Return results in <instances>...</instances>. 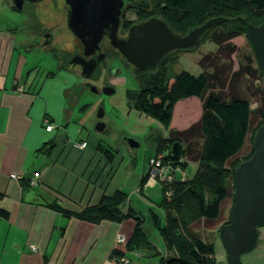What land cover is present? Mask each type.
<instances>
[{
  "label": "crops",
  "instance_id": "1",
  "mask_svg": "<svg viewBox=\"0 0 264 264\" xmlns=\"http://www.w3.org/2000/svg\"><path fill=\"white\" fill-rule=\"evenodd\" d=\"M0 1L14 13L10 0ZM37 74L35 63L20 49L15 30L0 29V264H124L117 257L119 251L129 264H163L161 237L151 213L161 227L166 214L159 206V197L163 198L159 184L147 180L141 185L148 164L135 168L131 154L135 148L129 146L124 155L88 131L87 113L81 123L73 121L78 107L68 108L64 94L69 89L52 101ZM46 118L55 126L52 132L44 127ZM12 174L22 179L14 180ZM118 192L127 195L120 210L126 214L131 209L145 220L152 249L126 251L134 219L93 223L52 207L80 214ZM119 236L127 243L120 244ZM170 253L169 258L177 257L175 251Z\"/></svg>",
  "mask_w": 264,
  "mask_h": 264
},
{
  "label": "trees",
  "instance_id": "2",
  "mask_svg": "<svg viewBox=\"0 0 264 264\" xmlns=\"http://www.w3.org/2000/svg\"><path fill=\"white\" fill-rule=\"evenodd\" d=\"M136 1L142 2L146 7L139 12L141 20L162 19L181 36L187 35L191 30L203 26L212 19L228 20L211 27L199 43L200 45L205 40H212L219 46L217 53L206 56L201 62L204 70L202 75L194 77L183 72L177 75L174 83L169 86L167 68L177 61L173 53L178 51H174L155 71H140L134 68L139 90L127 92L130 106L140 114L156 120L165 130L171 128L175 110L179 104L202 101L203 114L198 127L200 142L196 144L194 142L196 139L194 133L197 130L194 127L189 131L191 136L187 138L186 146L182 140L184 135L180 132L172 134L168 139H164L163 136L156 138L157 155L167 152L166 160L168 161H179L185 156L190 161L199 163V170L193 180L178 181L174 185L173 202L168 203L163 194L159 206L166 214L165 227L159 225V218L153 213H151V220L167 248L177 254L175 258H163V264H215L214 246L192 237L189 228L201 220L216 221L220 218L222 203L230 195V181H233L235 190L236 169L241 163L249 160L255 152L254 137L257 130L264 126V115L260 125L253 130L251 128L253 110L249 101L235 97L229 102L224 101L222 94L218 91L219 84L223 82V75L219 71L212 72L211 68L217 67L216 63L218 64L226 55L228 57L237 55L238 50L232 41L236 37L245 36L257 63V73L264 80L262 66L248 37L249 25L259 26L264 23V0ZM14 10L17 11L15 7ZM238 18H242L244 22L236 21ZM219 29L222 31L218 32ZM239 63H241L240 67H244L241 61ZM232 65L231 62L226 69L231 71ZM247 71L250 75L251 70ZM239 75L240 72H236L234 78ZM250 133L252 146L250 153L242 159H235L228 167V163L243 151ZM176 145L179 156H176L173 151ZM111 159L109 157V160ZM183 166L185 169L187 164ZM148 177L147 174V177L142 180V186ZM126 199L125 193L118 192L113 197L103 198L97 206L87 208L80 214H72L64 212L59 207H52L65 215H73L93 223L103 221L122 223L127 219H134L136 227L133 237L126 245V251L152 249L150 236L144 228L145 220L137 217L131 209L126 214L120 210V206ZM230 221L231 216L225 225ZM117 257H124L123 252L119 251Z\"/></svg>",
  "mask_w": 264,
  "mask_h": 264
},
{
  "label": "rangeland",
  "instance_id": "3",
  "mask_svg": "<svg viewBox=\"0 0 264 264\" xmlns=\"http://www.w3.org/2000/svg\"><path fill=\"white\" fill-rule=\"evenodd\" d=\"M10 1L12 2V0ZM13 12L11 13L0 1V29L12 27L15 30L19 37L20 49L29 57L31 62L35 63L38 69L37 75L40 85L43 86V93H51L50 96L53 101L55 98H60L64 89L68 88L69 90L64 94L68 108L78 107L73 121L81 123L84 113H87L89 118L88 131L98 135L108 145L120 149L122 154L126 155L130 148L127 139H135L139 144L137 148L132 149L131 153L135 168H144L146 164H149L150 157L156 153V138H160L162 135L169 138L172 134L175 135L180 132L184 135L182 140L186 146L185 142L191 136L189 131L194 127L197 128L195 130L197 133H194L196 137L194 142L196 144L201 141L198 138V127L203 114L201 100L179 104L176 107L171 128L165 130L158 126L159 123L156 120L140 115L130 106L127 92L139 90V85L135 69L125 61L120 59L110 61L107 69L97 71L90 80L84 79L80 69L67 66L71 47L75 45V41L69 36L64 0L26 1L21 11ZM138 17V21L141 20V16ZM134 18L136 20V14H134ZM221 31L222 29L218 30V32ZM47 35L50 39L49 45H45ZM232 44L238 50L237 55H230L231 57L226 55L223 60L218 64L216 63L217 67L211 68V71H219L223 75V82L219 84L218 91L222 94L224 101L229 102L234 97L249 101L253 110L251 128L255 130L260 125L264 115V80L257 73V63L246 37H236ZM218 49L219 46L215 42L205 40L195 50L173 53L177 61L167 68L169 86L174 83L176 76L183 72L194 77L202 75L204 70L201 62L206 56L217 53ZM54 50H58V54L54 55ZM230 61L233 63L231 71L226 69V66L230 65ZM239 61L244 67H240ZM217 68L219 69L216 70ZM248 69L251 70L250 75L247 74ZM236 72H240V75L234 78ZM44 80L46 81L44 82ZM107 86L114 87L116 93L112 96L104 95L102 90ZM92 88L100 90V93L96 94ZM84 107H88L90 111H82ZM101 108L105 114L102 119H99L98 114ZM99 123L105 124L106 130L104 132L97 131ZM250 138L251 133L248 135L243 151L228 163V167L235 159H242L250 153L252 148ZM181 161L183 164H187L186 170ZM166 162L174 164L175 169H173L176 170V172H172L175 176V182L170 186L173 189L172 197H167L166 189L159 186L166 201L171 203L175 198L174 185L178 181L193 180L199 170V164L190 161L185 156L179 161L166 160ZM178 170L180 171L177 172ZM160 187L157 186V192H159ZM234 196L233 181H230V195L222 203L220 218L216 221L201 220L189 228L192 237L214 246L215 264H228L227 252L219 231L230 219ZM159 199L163 198L159 197ZM158 240L161 242L160 255L164 256V259H168L171 250L167 248L161 238L158 237ZM241 262L242 264H264V225L258 227L256 246L242 255Z\"/></svg>",
  "mask_w": 264,
  "mask_h": 264
},
{
  "label": "water",
  "instance_id": "4",
  "mask_svg": "<svg viewBox=\"0 0 264 264\" xmlns=\"http://www.w3.org/2000/svg\"><path fill=\"white\" fill-rule=\"evenodd\" d=\"M26 0H12L13 6L21 11ZM38 2L42 0H27ZM69 6L68 27L85 45L86 50L99 48L105 30L114 26V34L120 22L123 0H64ZM224 18H215L201 27L191 30L187 35L175 33L168 23L159 18H150L134 25L126 40L118 41L111 36L112 44L134 68L140 71H155L161 62L174 51H191L197 48L208 30L227 22ZM236 21L244 22L242 18ZM248 37L262 66L264 73V23L259 26H248ZM49 38V37H46ZM86 56H89L86 53ZM83 58L76 57L72 64L85 65ZM84 68L83 76L93 71ZM96 94L100 93L92 88ZM102 93L112 96L116 90L105 87ZM104 110H99L98 117H104ZM104 123L97 126L98 132L105 129ZM131 148L139 144L135 139H127ZM178 146L174 154L179 156ZM253 156L241 163L235 172V202L231 210V221L220 231L228 264H242L243 254L252 250L258 242V227L264 225V126L260 127L254 137Z\"/></svg>",
  "mask_w": 264,
  "mask_h": 264
},
{
  "label": "flooded vegetation",
  "instance_id": "5",
  "mask_svg": "<svg viewBox=\"0 0 264 264\" xmlns=\"http://www.w3.org/2000/svg\"><path fill=\"white\" fill-rule=\"evenodd\" d=\"M123 1H124V8L122 9V14L120 16V22L118 24L116 33L114 34V26L110 25L109 28L105 30L104 37L98 45L99 48H90L89 50H86L84 43L79 38H77L74 35V33L69 29V36H71L74 39L75 45L71 47L72 50L70 51V55L67 61V66H72V67L80 69L82 76H83L84 68L86 70H90L92 67H95L93 68L92 72L86 75L87 77L83 76L84 79L86 80H90L92 77H94L97 71L107 69L108 63L116 59L123 60L128 65L132 66L122 56L119 50L114 47V45L112 44L111 36L114 35L118 41L126 40L129 37L130 29L134 25L145 22L148 19L138 21L139 12L141 11V9H146V7H144L142 2H138L136 0H123ZM69 11H70V8L66 4L67 19H68ZM134 14H136V20L134 18ZM46 37H48V35ZM46 37H45V45H49L50 39ZM57 51L58 50L53 51L54 55L58 54ZM86 53H88L89 56H86ZM76 57H79L80 59L83 58L84 59L83 61H85L86 66L84 67L82 65L72 64L71 63L72 60ZM107 87H111V86H107Z\"/></svg>",
  "mask_w": 264,
  "mask_h": 264
},
{
  "label": "built area",
  "instance_id": "6",
  "mask_svg": "<svg viewBox=\"0 0 264 264\" xmlns=\"http://www.w3.org/2000/svg\"><path fill=\"white\" fill-rule=\"evenodd\" d=\"M44 127L46 129V131L48 132H52L55 129V126L53 125V123L51 122L50 119L46 118L44 120ZM87 144L83 143L80 145V147L82 149L86 148ZM166 158L167 155L166 154H162V155H156L152 158H150L149 160V164H148V180L155 182L157 184H159L163 189H166V195L167 197H172L173 195V189L170 187L173 185V183L175 182V176L172 173L173 171L176 172L174 164L172 165L170 162H166ZM183 163V161H181V164ZM174 168V169H173ZM180 170H178L177 172H179ZM11 178L14 180H21L22 176L16 175V174H12ZM36 182L33 181L32 185H35ZM119 243L120 244H126L127 241L123 236H119ZM32 251L37 252L38 248L35 246H32ZM120 262L124 263V264H129L130 261L127 258H120L119 259Z\"/></svg>",
  "mask_w": 264,
  "mask_h": 264
}]
</instances>
